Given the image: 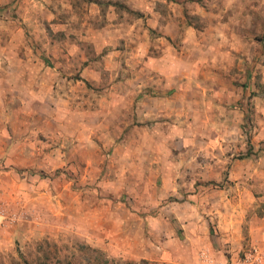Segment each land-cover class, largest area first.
Here are the masks:
<instances>
[{
  "label": "rangeland",
  "instance_id": "obj_1",
  "mask_svg": "<svg viewBox=\"0 0 264 264\" xmlns=\"http://www.w3.org/2000/svg\"><path fill=\"white\" fill-rule=\"evenodd\" d=\"M34 1L8 0L3 6L6 15L0 17L8 23L9 38H15V27H28L32 15L26 11ZM69 1L54 0L52 6L59 7L55 22L63 24L73 16L64 10ZM73 1L79 6L80 20L79 10L85 13L83 1ZM132 1L136 6L141 0ZM177 1L182 3L184 22L195 27L197 40L207 22L194 14L196 9L216 13V7L224 6L227 10L220 19L225 21L240 20L246 12L252 16L248 29L224 30L217 42L209 33L215 42L209 48H217L221 62L199 61L200 56L186 62L206 71V86L212 83L207 70L216 65L217 81L225 88L220 98L226 108L241 112L239 124L235 116H227V110H215L221 121L210 119L207 125L202 118L205 110L200 109L192 138L188 135L182 142L178 135H146L153 140L135 143V157L128 161L121 151L117 155L114 146L105 148L107 143L100 141L77 142L78 147L69 153L70 143L53 138V134L65 133L63 125L58 126L52 117L37 121L30 116L43 114L40 107L46 108L47 102L27 104L23 91L9 90L7 98L0 93V264H36L41 256L38 248L47 244L60 259L74 256L78 264H96L98 259L82 246L97 249L110 263L118 264L142 260L151 264H264L261 250L246 241L234 256L210 253L202 245L192 254L184 244L185 229H199L198 217L208 220L212 233L219 234L218 223L211 217L224 216L225 198L231 199L235 218H243L240 228L245 240L251 216L264 213V0ZM119 14L131 22L141 15L122 1ZM20 33L28 35L26 30ZM158 36L151 34L153 39ZM193 43L184 33L175 41L182 59L195 57L200 46ZM225 54L231 61L223 62ZM15 96L22 100L17 102ZM199 97L202 103L214 100L208 94ZM149 126L154 129L153 123ZM123 167L132 169L129 182L119 171ZM244 205L248 210L240 217Z\"/></svg>",
  "mask_w": 264,
  "mask_h": 264
},
{
  "label": "crops",
  "instance_id": "obj_2",
  "mask_svg": "<svg viewBox=\"0 0 264 264\" xmlns=\"http://www.w3.org/2000/svg\"><path fill=\"white\" fill-rule=\"evenodd\" d=\"M82 1L85 13L79 10L80 20L77 3L70 0L64 5L65 13L73 16L63 24L54 21L58 13L55 10H59L58 6H52L54 0L34 1L26 11L32 15L28 27H15V38L8 37V23L0 17L1 95L6 97L9 90L14 94L23 91L27 92V104L47 102L46 108L40 107L44 110L43 114L38 112L40 118L30 116L37 121L52 117L58 126L63 125L65 133L53 134V138L56 142L70 143L69 153L78 147L77 142L100 141L107 143L105 148L114 146V153L117 151L119 155L121 151L122 158L129 161L135 157V143L153 140L146 135L166 133L174 138L178 135L182 142L188 140V135L192 138L200 109L205 110L202 118L207 120V125L210 119L221 121L214 114L215 110H227V116H235V124H239L241 112L230 106L226 108L220 98L225 88L217 81L219 74L213 70L216 65L207 70V78H211L212 83L206 86L203 82L206 71L186 62L198 56L199 61L221 62L217 48L210 49L209 45L224 37V30L248 29L253 24L248 12L240 20L225 21L220 19L221 13L227 10L224 6L216 7V13L196 9L194 14L207 22L197 40L195 27L184 22V9L177 0H141L136 6L132 0ZM121 1L138 10L140 18L132 22L121 19ZM7 3L8 0H0V15H6L3 6ZM74 18L77 21L74 22ZM99 19L102 21L97 22ZM25 30L28 35L23 37L20 32ZM152 32L157 33L158 38H151ZM210 32L215 42L209 37ZM182 33L200 46L194 58L182 59L177 51L175 41ZM226 35L231 37V34ZM201 50L205 53L200 54ZM229 61L230 57L225 54L223 62ZM225 67L231 70V65L225 64ZM206 94L214 100L202 103L199 96ZM15 97L17 102L22 100L20 96ZM149 123H153V130ZM119 171L128 181L132 169L123 167ZM224 206L223 217H211L218 223L219 234L212 233L208 220L198 217L199 229L196 226L185 229V248L197 254L200 250L197 247L202 245L210 253L229 252L234 256L245 247L243 242L246 241L264 254V213L251 216L245 240L240 228L243 218H235L230 198H225ZM247 210L248 206L244 205L239 216L245 217Z\"/></svg>",
  "mask_w": 264,
  "mask_h": 264
},
{
  "label": "trees",
  "instance_id": "obj_3",
  "mask_svg": "<svg viewBox=\"0 0 264 264\" xmlns=\"http://www.w3.org/2000/svg\"><path fill=\"white\" fill-rule=\"evenodd\" d=\"M250 152L251 151L249 149L247 152V156L250 155ZM48 247H49L48 244L45 246L40 245L38 249L41 252V256L36 259L35 261L37 262L36 264H52V263L53 264H78V261L74 258V256L72 257L73 259H70V260L68 258H66L65 260L60 259L57 256V252L54 253V251L48 250L49 249ZM84 249L85 251L91 252L92 254L98 257V259L94 258L96 260V264H109L110 263L107 259H105V257H103L102 253L99 250L91 248L89 246H82V250ZM114 263H110V264H114ZM26 264L28 263L26 262ZM115 264H118V263L116 262ZM125 264H135V263L127 262ZM140 264H151V263H149L148 261L142 260Z\"/></svg>",
  "mask_w": 264,
  "mask_h": 264
},
{
  "label": "built area",
  "instance_id": "obj_4",
  "mask_svg": "<svg viewBox=\"0 0 264 264\" xmlns=\"http://www.w3.org/2000/svg\"><path fill=\"white\" fill-rule=\"evenodd\" d=\"M255 253H256V251H255Z\"/></svg>",
  "mask_w": 264,
  "mask_h": 264
}]
</instances>
